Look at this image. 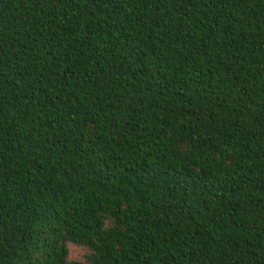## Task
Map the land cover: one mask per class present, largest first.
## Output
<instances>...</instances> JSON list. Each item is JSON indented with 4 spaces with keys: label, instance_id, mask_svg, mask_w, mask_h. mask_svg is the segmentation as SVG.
<instances>
[{
    "label": "trees",
    "instance_id": "1",
    "mask_svg": "<svg viewBox=\"0 0 264 264\" xmlns=\"http://www.w3.org/2000/svg\"><path fill=\"white\" fill-rule=\"evenodd\" d=\"M0 264H264V0H0Z\"/></svg>",
    "mask_w": 264,
    "mask_h": 264
},
{
    "label": "rangeland",
    "instance_id": "2",
    "mask_svg": "<svg viewBox=\"0 0 264 264\" xmlns=\"http://www.w3.org/2000/svg\"><path fill=\"white\" fill-rule=\"evenodd\" d=\"M85 256V251L79 247L71 246L70 247V258L81 260Z\"/></svg>",
    "mask_w": 264,
    "mask_h": 264
}]
</instances>
